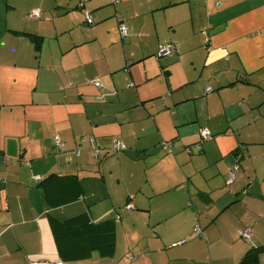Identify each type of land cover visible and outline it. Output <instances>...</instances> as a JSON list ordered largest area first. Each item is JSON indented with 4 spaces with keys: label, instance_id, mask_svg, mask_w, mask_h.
I'll list each match as a JSON object with an SVG mask.
<instances>
[{
    "label": "crops",
    "instance_id": "obj_1",
    "mask_svg": "<svg viewBox=\"0 0 264 264\" xmlns=\"http://www.w3.org/2000/svg\"><path fill=\"white\" fill-rule=\"evenodd\" d=\"M0 9V264H239L264 246V0ZM136 216L140 238L118 246Z\"/></svg>",
    "mask_w": 264,
    "mask_h": 264
},
{
    "label": "built area",
    "instance_id": "obj_2",
    "mask_svg": "<svg viewBox=\"0 0 264 264\" xmlns=\"http://www.w3.org/2000/svg\"><path fill=\"white\" fill-rule=\"evenodd\" d=\"M116 1H118V0H116ZM34 13H35L34 14L35 16H37V17L40 16V12L38 10H36ZM84 17H85V21H87L88 24H93V20H92V17L90 16V14L86 13L84 15ZM121 30H122V32H121L122 33V36L123 37H126L128 35V29L126 28V26H122ZM174 51H175V46H173V45H164V46H162L160 48V50L158 52V57L169 56V55L173 54ZM95 84L97 86H100V84H99L98 81H95ZM211 90H212L211 87H208L207 88V91L208 92H210ZM201 136H202V139H209V138H211V134H210V132L207 129H203L201 131ZM93 140L94 139H92V141ZM84 141H86V139ZM63 145L64 144H63L62 140L59 137H56L55 138V147H56V149L62 148ZM114 149L117 150V151L126 150L127 149V145L124 142L118 140V141H116V143L114 145ZM99 153H100L99 150H96V154H99ZM230 178H231L230 179V183H232L235 180V175L231 174L230 175ZM134 209H135L134 204L128 203L124 208H122V212L132 211ZM118 218H121V217H118ZM251 235H252V232L249 229H246V230H244L241 233V236L245 240H250L251 239ZM184 242H185V240L178 242V244L181 245ZM31 264H64V263L62 261L39 260V261H33V262H31Z\"/></svg>",
    "mask_w": 264,
    "mask_h": 264
},
{
    "label": "rangeland",
    "instance_id": "obj_3",
    "mask_svg": "<svg viewBox=\"0 0 264 264\" xmlns=\"http://www.w3.org/2000/svg\"><path fill=\"white\" fill-rule=\"evenodd\" d=\"M0 12L1 14H3V9H0ZM6 47L4 46L3 49H1V53H3L4 51H6ZM47 46L44 48V52H46V54H42V59L41 60H36V61H42L43 63L45 62V59L47 56L51 55V54H47ZM15 54H19L18 51H16ZM28 56H31V54H28ZM34 58V57H33ZM47 60V59H46ZM3 67H6L8 68L9 66H3ZM40 68V62H37L35 67H34V70L33 72H36L38 69ZM199 107V106H198ZM194 106L193 105H189V106H185L182 108V110H184V112H189L190 115L193 114V111H194ZM195 116H192L191 118H194ZM185 119H187V117L185 116ZM190 119V118H188ZM190 121V120H189ZM188 125L186 126H181L182 128H187V127H192V122H188L187 123ZM200 126L204 127L205 125V122H199ZM199 129V128H198ZM200 137V136H199ZM212 136H211V139L212 140ZM202 138L200 137V141H202V143L199 141L197 143V145L199 144L200 147H202L206 142H208L209 140L207 141H204L203 139L201 140ZM167 141H173V140H167ZM174 142H176V139L174 140ZM179 143V142H178ZM197 145H195L194 147L196 148ZM97 160V159H96ZM137 212V211H136ZM128 214V213H127ZM127 215H125L126 217ZM139 216V215H138ZM137 217V219L135 220H132V222L130 223L131 225L127 226L126 229H123L121 232H118V236H117V244L118 246H127L128 244H131L134 240V237L135 236H140V234H138L136 231L139 229V224H140V219L139 217ZM120 230V229H119ZM140 238V237H139ZM192 243V242H191Z\"/></svg>",
    "mask_w": 264,
    "mask_h": 264
},
{
    "label": "trees",
    "instance_id": "obj_4",
    "mask_svg": "<svg viewBox=\"0 0 264 264\" xmlns=\"http://www.w3.org/2000/svg\"><path fill=\"white\" fill-rule=\"evenodd\" d=\"M116 3V2H115ZM36 10H34L33 12H31V14L30 15H32V16H34V17H37V16H35L34 14V12H35ZM39 11V10H38ZM40 12V11H39ZM38 18H41V13H40V16L38 17ZM86 23H88L87 21H86ZM94 23V22H93ZM33 40H35L36 42H38V44H40L41 43V40H40V37H37V36H33ZM178 146V144L176 143V142H174V141H167V142H165V143H163V144H161V147H165V149L166 150H168V149H174L175 147H177ZM191 148V147H190ZM186 149V148H185ZM192 149V148H191ZM191 149H189L188 148V150H186V151H188L189 153H192V150ZM241 169V166H240V164H237V165H235L233 168H231L230 170H229V176L231 175V174H233V175H235V180H236V178H237V173L239 172V170ZM234 180V181H235ZM234 181L232 182V183H234ZM232 183H228V185L230 186ZM246 229H249V230H251L250 228H246ZM245 229V230H246ZM196 230V231H195ZM244 231V230H243ZM251 232H252V230H251ZM193 237H205V233H204V231H202L200 228H195L194 229V235H193ZM251 237H252V235H251ZM243 238V237H242ZM244 239V238H243ZM245 240V239H244ZM251 240V239H250ZM250 240H245V241H250ZM262 250H264V246H261V247H253L245 256H244V258L242 259V261L239 263V264H259V261H258V253L260 252V251H262Z\"/></svg>",
    "mask_w": 264,
    "mask_h": 264
},
{
    "label": "bare ground",
    "instance_id": "obj_5",
    "mask_svg": "<svg viewBox=\"0 0 264 264\" xmlns=\"http://www.w3.org/2000/svg\"><path fill=\"white\" fill-rule=\"evenodd\" d=\"M57 137V136H56Z\"/></svg>",
    "mask_w": 264,
    "mask_h": 264
}]
</instances>
